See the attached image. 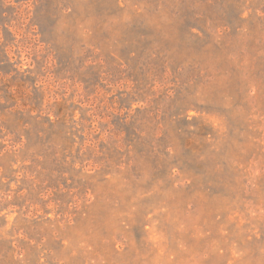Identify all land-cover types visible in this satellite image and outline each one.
Here are the masks:
<instances>
[{
    "label": "rangeland",
    "instance_id": "rangeland-1",
    "mask_svg": "<svg viewBox=\"0 0 264 264\" xmlns=\"http://www.w3.org/2000/svg\"><path fill=\"white\" fill-rule=\"evenodd\" d=\"M0 264H264V0H0Z\"/></svg>",
    "mask_w": 264,
    "mask_h": 264
}]
</instances>
